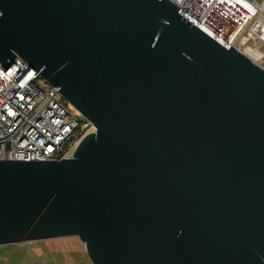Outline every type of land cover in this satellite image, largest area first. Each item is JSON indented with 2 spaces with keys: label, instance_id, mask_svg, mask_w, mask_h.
<instances>
[{
  "label": "water",
  "instance_id": "95a60500",
  "mask_svg": "<svg viewBox=\"0 0 264 264\" xmlns=\"http://www.w3.org/2000/svg\"><path fill=\"white\" fill-rule=\"evenodd\" d=\"M169 0H0L18 57L95 131L0 160V246L76 237L91 264H264V69Z\"/></svg>",
  "mask_w": 264,
  "mask_h": 264
},
{
  "label": "built area",
  "instance_id": "2783aa9c",
  "mask_svg": "<svg viewBox=\"0 0 264 264\" xmlns=\"http://www.w3.org/2000/svg\"><path fill=\"white\" fill-rule=\"evenodd\" d=\"M169 1L214 41L226 49L234 47L264 69V0ZM94 131L93 124L22 59L17 57L7 70L0 66V160L66 159ZM41 242L16 245L32 243L45 254Z\"/></svg>",
  "mask_w": 264,
  "mask_h": 264
},
{
  "label": "rangeland",
  "instance_id": "374dc122",
  "mask_svg": "<svg viewBox=\"0 0 264 264\" xmlns=\"http://www.w3.org/2000/svg\"><path fill=\"white\" fill-rule=\"evenodd\" d=\"M39 245L45 254L32 243L0 246V260L6 264H91L84 245L76 237L50 239Z\"/></svg>",
  "mask_w": 264,
  "mask_h": 264
}]
</instances>
